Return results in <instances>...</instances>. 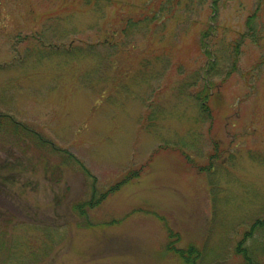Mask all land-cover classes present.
Here are the masks:
<instances>
[{
	"label": "rangeland",
	"instance_id": "rangeland-1",
	"mask_svg": "<svg viewBox=\"0 0 264 264\" xmlns=\"http://www.w3.org/2000/svg\"><path fill=\"white\" fill-rule=\"evenodd\" d=\"M151 1L0 0V114L23 128L0 124V264L243 263L264 219V0H194L102 43ZM247 244L264 264V233Z\"/></svg>",
	"mask_w": 264,
	"mask_h": 264
},
{
	"label": "trees",
	"instance_id": "trees-1",
	"mask_svg": "<svg viewBox=\"0 0 264 264\" xmlns=\"http://www.w3.org/2000/svg\"><path fill=\"white\" fill-rule=\"evenodd\" d=\"M193 1L194 0H152L151 4L146 7L147 9L139 14L138 16H128L125 20V25L124 27L119 30L117 29H109L108 31V37L105 40V42L102 41L103 44L108 45L109 49H114L119 50L120 45H123L126 48V44H129L126 40L129 39V34L131 29L135 28L137 29V32L143 35L144 33H148V29L150 28V25L153 24H160L169 18H172V15H175L177 12V8L183 9L185 12L192 13L193 12ZM215 1L212 0L211 2V9L215 10ZM251 17H249L247 21V25L250 27L251 23ZM257 25L252 26L253 29L256 28ZM148 28V29H147ZM249 30H252L251 27L248 28ZM206 30V29H205ZM253 31V30H252ZM119 34L123 37L119 36ZM205 32L203 34V37L200 38L199 40V47L201 54L203 56H211L212 51L208 47L207 42L205 41L204 38ZM119 39H118V38ZM216 37V36H215ZM125 51V50H124ZM207 83V82H206ZM209 84V83H207ZM205 84L204 88L205 90V97L210 95L209 89L210 87ZM7 123L9 124V127L11 126L14 132L18 129H23L18 123L14 122L13 119L7 118L6 119ZM37 140V145H42V146H50L51 150L61 158V162L63 164H68L72 167L76 166L77 168L80 169V171H84L86 174H89L87 170L81 165L79 159H77L73 154L69 153L67 150L58 148L56 146L49 145L48 142L44 141L40 137H36ZM113 189V188H112ZM111 189V191H112ZM97 202L96 195L93 194L91 199L85 201L84 203H78L74 205L75 210H77L80 213L85 214L88 208L94 207ZM248 232V233H247ZM245 236L242 238V240L237 244L236 250L238 251L237 254H239L243 258V263L242 264H256L255 263V253L254 251L250 248V246L247 244L248 240H254L256 234L258 233H264V219H257L251 226L250 230L247 231ZM181 252V250L179 249ZM189 251H192L193 253L196 252L193 250V248H190L185 255L186 257L190 258L191 264H194L191 260V257H189L192 253H189ZM193 255V254H192Z\"/></svg>",
	"mask_w": 264,
	"mask_h": 264
},
{
	"label": "bare ground",
	"instance_id": "bare-ground-1",
	"mask_svg": "<svg viewBox=\"0 0 264 264\" xmlns=\"http://www.w3.org/2000/svg\"><path fill=\"white\" fill-rule=\"evenodd\" d=\"M11 118L10 116H8V115H5V114H0V124H2L3 125V123H4V119H6V118ZM11 119H13V118H11ZM6 124H8V123H6ZM96 199H97V197H96ZM102 199V197H101V195H100V197H98V199H97V202H99L100 200ZM102 201V200H101Z\"/></svg>",
	"mask_w": 264,
	"mask_h": 264
}]
</instances>
